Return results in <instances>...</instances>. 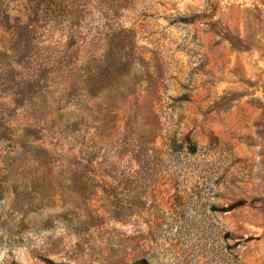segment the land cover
<instances>
[{
    "label": "rangeland",
    "instance_id": "rangeland-1",
    "mask_svg": "<svg viewBox=\"0 0 264 264\" xmlns=\"http://www.w3.org/2000/svg\"><path fill=\"white\" fill-rule=\"evenodd\" d=\"M0 264H264V0H0Z\"/></svg>",
    "mask_w": 264,
    "mask_h": 264
}]
</instances>
